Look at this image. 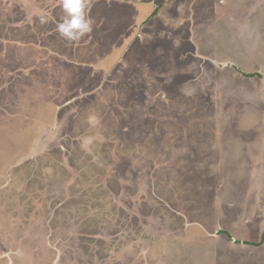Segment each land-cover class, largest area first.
<instances>
[{"label":"rangeland","instance_id":"374dc122","mask_svg":"<svg viewBox=\"0 0 264 264\" xmlns=\"http://www.w3.org/2000/svg\"><path fill=\"white\" fill-rule=\"evenodd\" d=\"M89 3L0 0V264H264V0Z\"/></svg>","mask_w":264,"mask_h":264},{"label":"clouds","instance_id":"9594fccd","mask_svg":"<svg viewBox=\"0 0 264 264\" xmlns=\"http://www.w3.org/2000/svg\"><path fill=\"white\" fill-rule=\"evenodd\" d=\"M64 11L62 22L58 23L59 34L68 41L78 42L93 30V20L88 15L89 0H61Z\"/></svg>","mask_w":264,"mask_h":264},{"label":"bare ground","instance_id":"6f19581e","mask_svg":"<svg viewBox=\"0 0 264 264\" xmlns=\"http://www.w3.org/2000/svg\"><path fill=\"white\" fill-rule=\"evenodd\" d=\"M67 49V48H66ZM107 119V118H106ZM105 126V125H104ZM70 167V166H69ZM67 197V196H66Z\"/></svg>","mask_w":264,"mask_h":264}]
</instances>
